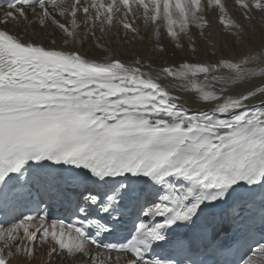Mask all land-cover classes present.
Returning a JSON list of instances; mask_svg holds the SVG:
<instances>
[{
	"label": "snow or ice",
	"instance_id": "obj_1",
	"mask_svg": "<svg viewBox=\"0 0 264 264\" xmlns=\"http://www.w3.org/2000/svg\"><path fill=\"white\" fill-rule=\"evenodd\" d=\"M0 216V264H264V0H0Z\"/></svg>",
	"mask_w": 264,
	"mask_h": 264
},
{
	"label": "bare ground",
	"instance_id": "obj_2",
	"mask_svg": "<svg viewBox=\"0 0 264 264\" xmlns=\"http://www.w3.org/2000/svg\"><path fill=\"white\" fill-rule=\"evenodd\" d=\"M161 33H162V42H163L164 46L177 53V57H174V58H179V56H183L184 53L180 52L179 49H176L173 42L169 38H167L166 36H163V33H164L163 29H161ZM142 37H143L142 39L132 40L130 47L132 49L139 50V51H141L147 55V54H149V51L151 48L150 33L143 32ZM129 39L131 40V37H129ZM181 42L186 44V40H184V39H182ZM127 47L128 46H126V48ZM157 63H163V61L160 60L159 58H157ZM185 99L188 100L189 103H191V97L186 95ZM191 106L193 108L201 107V105H199V104H192ZM46 259H47V250L41 249L39 259L36 261H33V264H42V261H44ZM57 264H59V258H57Z\"/></svg>",
	"mask_w": 264,
	"mask_h": 264
}]
</instances>
